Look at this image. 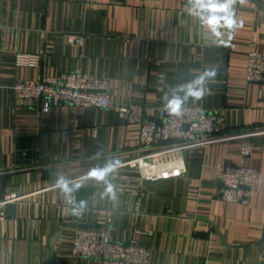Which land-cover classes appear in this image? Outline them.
Wrapping results in <instances>:
<instances>
[{"label": "crops", "instance_id": "crops-1", "mask_svg": "<svg viewBox=\"0 0 264 264\" xmlns=\"http://www.w3.org/2000/svg\"><path fill=\"white\" fill-rule=\"evenodd\" d=\"M230 11L236 26L221 21L217 36L202 17L226 13L182 0H0V173L3 196L17 198L0 220V264H93L74 256L75 234L107 226L147 247L148 264H264V87L247 81L251 50L264 53V11L251 0ZM211 68L203 99L182 105L217 112L229 132L262 130L245 162L258 173L247 205L221 198V166L240 163V139L183 150L187 172L175 178L145 180L129 163L144 152L141 122ZM73 71L107 79L112 107L79 114L55 100L44 115L12 90ZM118 104L136 108L134 124ZM117 161L104 180L89 176ZM60 178L80 187L65 194Z\"/></svg>", "mask_w": 264, "mask_h": 264}, {"label": "built area", "instance_id": "built-area-1", "mask_svg": "<svg viewBox=\"0 0 264 264\" xmlns=\"http://www.w3.org/2000/svg\"><path fill=\"white\" fill-rule=\"evenodd\" d=\"M182 1L194 7L195 0ZM76 40L80 42L81 38L77 37ZM247 81L264 87V53L251 50ZM12 90L23 105L39 106L44 115L50 113L55 100L72 105L79 114L91 107H112L109 81L80 71L37 81H19L12 86ZM117 110L126 122L134 124L137 121V110L134 106L118 104ZM140 126V140L144 152L129 163L140 169L141 178L145 180L169 179L186 174L187 168L180 157L185 149L203 148L228 140H242L240 163L221 166V198L240 205L249 203L258 173L245 162L253 154L251 138L262 130L226 131L219 123L217 112L196 105H182L180 115L160 109L157 121H142ZM15 199L17 198L3 196L0 173V220L5 217V206ZM73 254L78 259L91 260L93 264H148L150 258L147 247L135 242L114 240L110 226L79 228L74 237Z\"/></svg>", "mask_w": 264, "mask_h": 264}, {"label": "clouds", "instance_id": "clouds-1", "mask_svg": "<svg viewBox=\"0 0 264 264\" xmlns=\"http://www.w3.org/2000/svg\"><path fill=\"white\" fill-rule=\"evenodd\" d=\"M235 2V0H223L222 3L216 2V0H195L194 7L200 9H207L210 13H226L224 16L218 15H210L206 19L202 17V21L209 25L212 28L214 35L219 36L220 33L217 30V26L223 21V26L228 28L229 30L233 29L236 26V21L232 18V12L230 11L231 5ZM191 13V10H190ZM242 27V23L240 24ZM217 72L215 68L205 69L203 74L199 76L195 81L190 84L182 86L181 90L184 91L185 95L183 98L173 95L171 99H166L165 108L173 115H180L181 106L187 100L188 97H192L194 100H201L205 96L206 92L209 91L206 89L205 82L208 79L214 78ZM117 162H113L108 164L104 169H93L89 176L92 178H96L97 180H104L106 175L115 170ZM57 186L64 192L65 194H70L76 189L80 187L79 184H75L73 187L68 186V182L63 178H60L57 181ZM109 193L114 196L112 193V186H108ZM69 203H74L73 199L69 196ZM86 205V201H81L78 205L72 208V212L74 214L81 211Z\"/></svg>", "mask_w": 264, "mask_h": 264}, {"label": "water", "instance_id": "water-1", "mask_svg": "<svg viewBox=\"0 0 264 264\" xmlns=\"http://www.w3.org/2000/svg\"><path fill=\"white\" fill-rule=\"evenodd\" d=\"M255 4H257L263 11H264V5L261 3V0H251ZM15 204L8 203L5 206V215L7 217H14L15 216Z\"/></svg>", "mask_w": 264, "mask_h": 264}]
</instances>
